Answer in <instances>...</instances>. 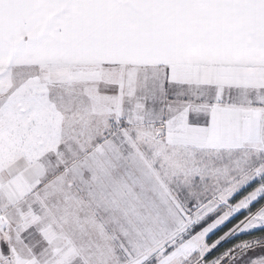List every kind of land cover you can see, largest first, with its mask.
<instances>
[{
  "label": "snow or ice",
  "instance_id": "snow-or-ice-1",
  "mask_svg": "<svg viewBox=\"0 0 264 264\" xmlns=\"http://www.w3.org/2000/svg\"><path fill=\"white\" fill-rule=\"evenodd\" d=\"M0 264H264V0H0Z\"/></svg>",
  "mask_w": 264,
  "mask_h": 264
}]
</instances>
